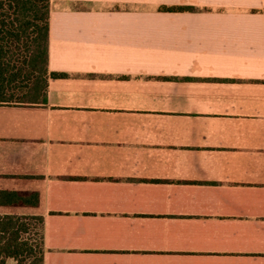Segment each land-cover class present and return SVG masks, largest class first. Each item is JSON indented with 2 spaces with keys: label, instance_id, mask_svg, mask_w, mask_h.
<instances>
[{
  "label": "crops",
  "instance_id": "crops-1",
  "mask_svg": "<svg viewBox=\"0 0 264 264\" xmlns=\"http://www.w3.org/2000/svg\"><path fill=\"white\" fill-rule=\"evenodd\" d=\"M47 70L0 102L42 264H264V0H50Z\"/></svg>",
  "mask_w": 264,
  "mask_h": 264
},
{
  "label": "trees",
  "instance_id": "trees-1",
  "mask_svg": "<svg viewBox=\"0 0 264 264\" xmlns=\"http://www.w3.org/2000/svg\"><path fill=\"white\" fill-rule=\"evenodd\" d=\"M191 7H163L187 11ZM50 0H0V102L44 103L49 77L47 49ZM38 203L36 193L0 191V205ZM42 217L0 213V264H42Z\"/></svg>",
  "mask_w": 264,
  "mask_h": 264
},
{
  "label": "rangeland",
  "instance_id": "rangeland-1",
  "mask_svg": "<svg viewBox=\"0 0 264 264\" xmlns=\"http://www.w3.org/2000/svg\"><path fill=\"white\" fill-rule=\"evenodd\" d=\"M21 103V102H19ZM7 264H15V262L13 260H8Z\"/></svg>",
  "mask_w": 264,
  "mask_h": 264
}]
</instances>
